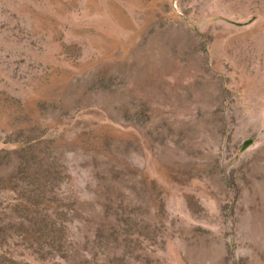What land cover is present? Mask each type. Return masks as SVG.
I'll list each match as a JSON object with an SVG mask.
<instances>
[{"label":"rangeland","instance_id":"obj_1","mask_svg":"<svg viewBox=\"0 0 264 264\" xmlns=\"http://www.w3.org/2000/svg\"><path fill=\"white\" fill-rule=\"evenodd\" d=\"M0 264H264V0H0Z\"/></svg>","mask_w":264,"mask_h":264}]
</instances>
